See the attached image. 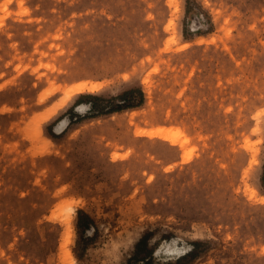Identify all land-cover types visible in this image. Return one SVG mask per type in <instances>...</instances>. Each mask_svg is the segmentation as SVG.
Returning a JSON list of instances; mask_svg holds the SVG:
<instances>
[{"label": "rangeland", "instance_id": "1", "mask_svg": "<svg viewBox=\"0 0 264 264\" xmlns=\"http://www.w3.org/2000/svg\"><path fill=\"white\" fill-rule=\"evenodd\" d=\"M0 264H264V0H0Z\"/></svg>", "mask_w": 264, "mask_h": 264}, {"label": "trees", "instance_id": "2", "mask_svg": "<svg viewBox=\"0 0 264 264\" xmlns=\"http://www.w3.org/2000/svg\"><path fill=\"white\" fill-rule=\"evenodd\" d=\"M132 95H135L136 98H131ZM112 98H119L121 99L122 102L110 106V108H107L106 111H115V110H120L121 108L139 105L140 103H142L144 96L140 87H131L123 90L119 94L109 99L104 98L103 96L97 94H91V93L80 94L77 100L75 101V103L84 102V103H89L91 107H95V100L105 99L106 101H110ZM100 109L102 110L103 108ZM89 221L91 222L90 218H88V221L85 223V225H87ZM77 226L78 227L81 226V222L79 219L77 221ZM142 240L143 239L139 240V242L136 244V247L142 242Z\"/></svg>", "mask_w": 264, "mask_h": 264}, {"label": "bare ground", "instance_id": "3", "mask_svg": "<svg viewBox=\"0 0 264 264\" xmlns=\"http://www.w3.org/2000/svg\"><path fill=\"white\" fill-rule=\"evenodd\" d=\"M77 89H80V87H78ZM62 127V125H61V123L58 125V126H56V129L58 130V129H60ZM59 131V130H58ZM71 218V217H70ZM69 226V225H68Z\"/></svg>", "mask_w": 264, "mask_h": 264}]
</instances>
